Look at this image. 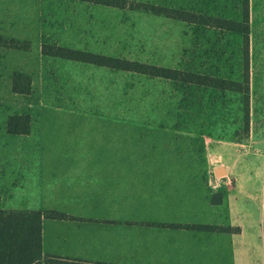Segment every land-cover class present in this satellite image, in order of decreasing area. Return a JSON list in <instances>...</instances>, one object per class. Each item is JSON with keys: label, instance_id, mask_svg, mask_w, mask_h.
Wrapping results in <instances>:
<instances>
[{"label": "crops", "instance_id": "1", "mask_svg": "<svg viewBox=\"0 0 264 264\" xmlns=\"http://www.w3.org/2000/svg\"><path fill=\"white\" fill-rule=\"evenodd\" d=\"M50 3L44 12L52 20L58 12L51 10ZM76 15L65 12L63 24H70ZM41 42L39 66L34 70L0 66V90L10 98L39 96L35 85L45 60ZM12 50L29 51L0 46V56ZM16 72L29 77V94L12 91ZM2 101L0 92V106ZM3 106L0 210H53L77 219L41 220L43 256L89 264H264V230L259 218L263 212L258 207L255 176L227 178L224 171V176L212 181L205 176L209 174L207 162L146 159L147 154L160 151L156 144H145L146 130L114 128L115 120L104 114L40 111L31 103L16 111ZM12 116H21L14 125L28 127L25 133L8 131ZM66 125L115 130L104 135L86 133L74 145L51 141L50 129L58 131ZM72 133L82 136L81 130ZM50 153L73 156L57 160L54 155L51 160Z\"/></svg>", "mask_w": 264, "mask_h": 264}, {"label": "rangeland", "instance_id": "2", "mask_svg": "<svg viewBox=\"0 0 264 264\" xmlns=\"http://www.w3.org/2000/svg\"><path fill=\"white\" fill-rule=\"evenodd\" d=\"M49 1L51 10L58 12L52 20L44 12ZM131 1L229 20H239L242 11V0H127ZM0 8V35L29 44V51L12 50L6 57L0 56L2 69L37 68L40 40L232 82L242 81L248 68L249 132L245 137L240 122V93L89 63L45 56L35 85L37 98L34 95L14 99L3 89L0 92L2 104L13 111L31 103L40 111L104 114L115 120L114 128L146 130L145 144L150 147L156 144L161 151L156 149L146 159L177 157L207 162L209 174L205 176L212 181L217 177L216 168H222L227 178L255 176L259 186L258 207L263 212L259 218L264 230V0H249L247 64L242 35L238 33L137 11L85 8L72 0H0ZM65 12L77 13L69 20L70 24H63ZM3 105L0 111L5 108ZM51 124L56 125L54 121ZM114 128L80 129L66 125L58 131L50 129L49 137L51 141L74 145L86 133L104 135ZM75 130H81L82 136H75L72 133ZM50 155L51 160L55 159L54 155L57 160H67L72 154Z\"/></svg>", "mask_w": 264, "mask_h": 264}, {"label": "trees", "instance_id": "3", "mask_svg": "<svg viewBox=\"0 0 264 264\" xmlns=\"http://www.w3.org/2000/svg\"><path fill=\"white\" fill-rule=\"evenodd\" d=\"M98 5L113 7L120 10L137 11L180 20L198 27L219 29L242 35L244 62H248L249 0H242V11L239 20H229L204 13L190 12L185 9H174L139 1L127 0H77ZM0 46L9 49L28 50V42L20 43L15 39H7L0 35ZM41 53L45 56L56 57L82 63H89L114 70L134 72L150 77L162 78L177 82L194 84L220 91L237 92L242 95L241 128L242 137L249 132V77L248 68L242 76V81L232 82L220 77L207 76L200 73L181 71L129 61L126 59L106 57L87 51L61 47L54 43L44 42ZM12 91L20 94L31 92L30 79L26 75L16 72L12 77ZM21 116H12L7 123L8 131L25 133L28 127L17 128L14 124ZM20 123V122H18ZM42 219L77 220L60 212L41 211H4L0 210V264H89L80 260L62 258L41 253L40 226Z\"/></svg>", "mask_w": 264, "mask_h": 264}, {"label": "water", "instance_id": "4", "mask_svg": "<svg viewBox=\"0 0 264 264\" xmlns=\"http://www.w3.org/2000/svg\"><path fill=\"white\" fill-rule=\"evenodd\" d=\"M222 174H223V170H222V169H217V170H215V175H216L217 177H220Z\"/></svg>", "mask_w": 264, "mask_h": 264}]
</instances>
